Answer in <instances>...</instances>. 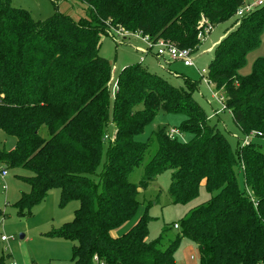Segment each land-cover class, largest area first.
<instances>
[{"label": "trees", "instance_id": "obj_1", "mask_svg": "<svg viewBox=\"0 0 264 264\" xmlns=\"http://www.w3.org/2000/svg\"><path fill=\"white\" fill-rule=\"evenodd\" d=\"M76 1L84 6L77 20L59 12L34 20L0 0V131L15 138L11 151H0V163L33 174L29 193L14 205L17 215H31L51 189L59 190L61 205L78 201L72 220L49 235L74 242L69 264H94V257L101 264H175L182 238L196 245L199 264H264L261 146L237 143L233 151L193 98L198 83L173 87L140 63L118 73L109 110L112 64L98 54L101 37L116 30L196 53L202 19L211 28L233 20L212 51L205 80L222 93L223 109L242 135L264 139V58L254 61L249 75L236 73L259 44L264 4L237 19L248 0ZM159 112L182 114L180 131L191 140L169 137L163 127L137 142ZM139 166L142 177L134 185L129 176ZM237 170L251 195L239 190ZM165 171L171 203H189L201 183L210 198L183 217L168 246L164 232L146 240L145 215L116 235L137 210L138 189Z\"/></svg>", "mask_w": 264, "mask_h": 264}, {"label": "rangeland", "instance_id": "obj_2", "mask_svg": "<svg viewBox=\"0 0 264 264\" xmlns=\"http://www.w3.org/2000/svg\"><path fill=\"white\" fill-rule=\"evenodd\" d=\"M9 1L12 7L27 11L34 20H45L55 12L67 15L73 20L83 16L84 6L76 0H56L54 4L51 0ZM248 1L251 3L254 0ZM232 22L233 20H230L212 27L210 33L204 36L201 45L198 48L196 46L191 48H197L191 67H184L178 62L166 63L161 58L156 59L148 55V51L145 54L140 53L138 49L146 51L147 47L139 37L130 35L131 33H128L125 39L118 38L113 34L101 37L98 54L112 64L109 81V110L114 99L115 81L118 73L125 66L140 63L148 72L166 80L173 87L183 86L184 80L198 83L193 98L204 111L209 125L215 126L234 151L237 143L241 144L246 137H249L242 135L237 129L229 112L222 107V93L214 91L211 85L206 83V74L201 73L202 70L206 71L214 47L224 32L231 28ZM261 58H264V26L258 46L247 52L243 65L236 70V73L240 76L249 75L254 61ZM183 120L182 114L159 112L135 137V140L145 142L153 132L164 127L168 131L175 130L177 132L175 138L182 143H187L191 140L192 135L180 131ZM113 133L114 128L109 125L110 138ZM249 139L251 142L259 144L264 153V139L254 137ZM14 145L15 138L0 131V151L9 152L14 148ZM105 152L106 141L102 146L95 180L102 172ZM142 172V166L137 167L129 176V181L138 185ZM236 172L239 190L246 195H251L250 189L244 185L242 175L240 172L238 173V170ZM32 175V172L27 168H10L0 163V211L3 212V216L0 217V238L6 239L5 242L0 241V264H69L74 242L51 238L49 235L72 220L79 203L72 200L61 205L59 190L51 189L44 200L32 209L31 215L18 216L14 205L22 194L29 193L30 186L27 183V178ZM169 183L170 171H165L145 188L138 189L136 196L138 207L134 216L114 233L116 235L125 233L145 215L149 218L146 240L153 241L164 232V246H168L169 242L174 240L179 233V230L174 229L173 226L175 224L179 226L180 221L191 209L207 202L210 198V194L205 191L201 183L198 194L192 201L183 205L173 204L167 192ZM21 236L22 238H20ZM191 256L193 257L192 261L190 260ZM173 257L175 264H199L198 249L188 238L180 239L173 251Z\"/></svg>", "mask_w": 264, "mask_h": 264}, {"label": "built area", "instance_id": "obj_3", "mask_svg": "<svg viewBox=\"0 0 264 264\" xmlns=\"http://www.w3.org/2000/svg\"><path fill=\"white\" fill-rule=\"evenodd\" d=\"M263 4H264V0H254L251 3L250 2L246 3L237 9V11L235 13V17L237 19H241L245 15L249 14L255 7L261 6ZM200 27H201V29L197 33V39L201 42L203 40L204 36L207 35L208 33H210L212 28L203 19L200 21ZM112 34L118 38L123 37L122 39H125V36L128 35L127 32H124L122 30H116ZM130 35H134L135 37H139L142 40V42L145 43V45L147 47L146 51L138 49L139 52L142 54L147 53V51H149L148 49L151 48L154 50L155 57L161 58L166 63L178 62V63H181L182 66H184V67H191L193 65V57H194L195 53H193L190 49H179V48H177V47H175L169 43L163 42L161 40L157 41L155 44H151V42L149 41V39L146 36H140L139 34H132V33ZM201 73L205 74L206 71L202 70ZM176 133L177 132L175 130H169L168 136L173 137L176 135ZM246 136H248L249 138H251V137L255 138L254 133H250ZM249 138L246 137L245 140L242 141V145H246V144L250 143ZM3 174H4V172H3ZM173 228L177 229V225L175 224L173 226ZM0 241L5 242L6 239L1 237ZM93 260L96 262V264H101V263H98L96 257H94Z\"/></svg>", "mask_w": 264, "mask_h": 264}, {"label": "crops", "instance_id": "obj_4", "mask_svg": "<svg viewBox=\"0 0 264 264\" xmlns=\"http://www.w3.org/2000/svg\"><path fill=\"white\" fill-rule=\"evenodd\" d=\"M223 36H221L220 37V39L222 38ZM141 49V48H140ZM148 55H151V56H153V57H155V55H154V50L152 49V50H150V51H148V53H147ZM195 56V55H194ZM156 59H157V57H155ZM190 260L192 261L193 260V257L191 256L190 257Z\"/></svg>", "mask_w": 264, "mask_h": 264}, {"label": "water", "instance_id": "obj_5", "mask_svg": "<svg viewBox=\"0 0 264 264\" xmlns=\"http://www.w3.org/2000/svg\"><path fill=\"white\" fill-rule=\"evenodd\" d=\"M20 238H22V236Z\"/></svg>", "mask_w": 264, "mask_h": 264}]
</instances>
